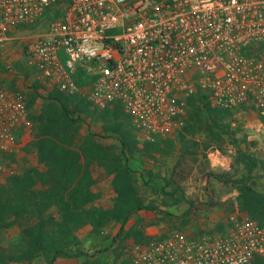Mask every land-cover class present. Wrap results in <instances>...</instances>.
<instances>
[{
    "label": "built area",
    "instance_id": "obj_1",
    "mask_svg": "<svg viewBox=\"0 0 264 264\" xmlns=\"http://www.w3.org/2000/svg\"><path fill=\"white\" fill-rule=\"evenodd\" d=\"M50 13L47 31L24 47L34 82L98 110L116 106L147 142L186 127L188 99L214 109L250 105L264 116V0H0L6 32ZM24 96L0 72V159L30 128ZM130 264H252L264 227L232 214L226 231L180 232L128 249Z\"/></svg>",
    "mask_w": 264,
    "mask_h": 264
},
{
    "label": "rangeland",
    "instance_id": "obj_2",
    "mask_svg": "<svg viewBox=\"0 0 264 264\" xmlns=\"http://www.w3.org/2000/svg\"><path fill=\"white\" fill-rule=\"evenodd\" d=\"M51 18L50 15V19H43L31 29L13 28L6 32V39L0 42V72L5 76L9 88L24 96L31 124L27 135L19 142L17 152L0 159L2 184L14 182L33 167H42L38 164L32 146L35 135L33 117L41 113L49 92L54 89L41 85L37 93L34 91V76L26 66L24 47L47 31ZM114 110L96 109L106 114ZM186 113V127L181 131L186 141H180V133L166 139L176 144L171 156L156 153L158 160L151 164L137 157L130 160L129 164L138 178L141 196L147 203L155 205L157 210L138 212L136 217L142 219L140 225H136V217L129 220L121 238L127 248L141 241L163 240L175 232L191 238L216 235L226 231L230 215L238 213L249 216L241 211L237 199L239 187L220 182L210 176L209 172H226L233 179L247 177L248 183L257 193L264 194V116L250 105H244L233 112H218L217 115L204 110L201 103L191 106L187 103ZM103 125L96 116L84 117L81 134L92 135L93 146L102 151L106 161H109L122 156V148L118 135L103 131ZM131 125L129 122L131 133L142 145L145 140ZM182 149L195 153L191 157H195L198 163L193 170L186 169L184 174L176 175L173 179L172 170L179 157L178 152ZM210 156L219 161L215 167ZM247 163H253L254 167L247 168ZM88 170L95 180L94 191L101 194L95 203L106 209L113 207L116 200L114 175L105 162L89 167ZM53 211L59 219L58 212ZM132 227L135 228L134 233L130 231ZM120 228L121 223L110 222L102 231L93 233L90 226H82L76 232V241L83 256L60 259L58 264H82L84 259L94 253L109 248ZM19 237L18 228L7 230L2 234L1 245L6 247L9 241H17ZM34 264H45V261L39 259Z\"/></svg>",
    "mask_w": 264,
    "mask_h": 264
},
{
    "label": "trees",
    "instance_id": "obj_3",
    "mask_svg": "<svg viewBox=\"0 0 264 264\" xmlns=\"http://www.w3.org/2000/svg\"><path fill=\"white\" fill-rule=\"evenodd\" d=\"M44 17L50 19V13ZM36 24L22 27L31 29ZM39 88L41 85L35 82L33 89L36 93ZM187 103L189 106L201 103L204 110L217 115L224 112L212 108L201 91L190 97ZM114 109L113 113H100L91 109L84 99L68 97L55 90L49 92L41 113L33 117L35 135L32 146L42 167L26 170L14 182L0 183V239L7 230L18 228L20 231L17 241H9L6 247L0 242V264H34L39 259L45 264H58L60 259L80 258L83 253L77 247L76 232L88 225L96 233L110 222L121 223L112 245L84 259L82 264H130V247L127 248L121 239L125 227L138 212L157 210L141 196L130 160L137 157L151 164L158 160L156 153L171 156L176 144L172 140H161L145 141L140 145L130 131V118L120 107ZM90 115L103 122V131L118 135L122 156L106 161L105 154L93 146V136L81 134V122ZM180 138L181 142L186 141L183 135ZM193 154L187 149L178 152L171 174L173 179L184 174L186 169L193 170L198 163L195 157H191ZM104 162L114 175L116 200L109 209L95 203L101 194L94 191L95 180L88 170ZM246 166L249 169L254 167L253 163ZM208 174L220 182L237 185L241 211L264 227V194L257 193L247 177L233 179L226 172ZM53 210L58 212L59 219ZM135 220L136 225L142 224V219L136 217ZM130 231L134 233L135 228ZM252 264H264V257L256 258Z\"/></svg>",
    "mask_w": 264,
    "mask_h": 264
},
{
    "label": "clouds",
    "instance_id": "obj_4",
    "mask_svg": "<svg viewBox=\"0 0 264 264\" xmlns=\"http://www.w3.org/2000/svg\"><path fill=\"white\" fill-rule=\"evenodd\" d=\"M210 160H211V162H212L213 167H215L216 164L219 163V161H217L216 158H215L214 156H210ZM224 163H225V165H226L227 161L225 160Z\"/></svg>",
    "mask_w": 264,
    "mask_h": 264
},
{
    "label": "crops",
    "instance_id": "obj_5",
    "mask_svg": "<svg viewBox=\"0 0 264 264\" xmlns=\"http://www.w3.org/2000/svg\"><path fill=\"white\" fill-rule=\"evenodd\" d=\"M19 27H22V26H19ZM18 28V27H17ZM11 30V29H10ZM9 31V30H8Z\"/></svg>",
    "mask_w": 264,
    "mask_h": 264
}]
</instances>
